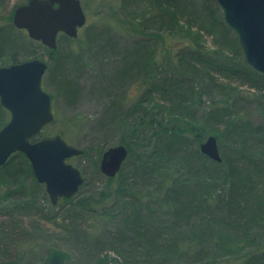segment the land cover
I'll return each mask as SVG.
<instances>
[{
    "label": "trees",
    "instance_id": "1",
    "mask_svg": "<svg viewBox=\"0 0 264 264\" xmlns=\"http://www.w3.org/2000/svg\"><path fill=\"white\" fill-rule=\"evenodd\" d=\"M180 3L119 0L120 24L134 23L136 34L142 36L132 48L125 44L121 31L108 26L87 27L85 47L92 53L89 63L98 74L91 84L82 83L89 64L76 66L74 57L68 56V61L61 58L48 69L67 106L88 95L101 109L86 137L88 145L78 147L83 151L79 157L94 158L86 166L92 180L87 183L86 173H82L84 183L78 193L60 200L67 206L76 202L75 209L80 213L76 223L64 228L61 245H51L72 254L73 260L67 264H104L103 258L109 253L115 254L120 264H221L229 257L240 260L238 264H264V152L259 150L264 147V122L257 127L251 118L242 116L244 98L239 86L221 78L240 77L256 90L264 111V74L247 64L237 35L223 22L217 0L201 8L205 23L212 21L211 27L219 24L221 29H217L224 30V44L217 46L213 58L203 56L199 52L205 48L200 46L202 40L191 37L194 28L203 34V22L197 23L196 16L186 14L182 25L186 9ZM68 40V36L60 34L58 48ZM171 40L180 45L173 61L162 55ZM45 48L12 23L0 27V67L35 59ZM228 48L239 63L223 59ZM156 59L166 60V70L160 78L159 68L153 66ZM133 91L138 93L135 101ZM207 91L225 98L221 118L217 119L229 131H236L232 146L235 151L242 149L237 156V152L220 148L221 163L213 162L200 150L201 143L209 133L216 134L218 126L210 129L194 116L191 118L197 102L195 95H206ZM158 93L167 101L165 104L158 103ZM9 120V112L0 102V130ZM184 120L188 121L186 129L178 124ZM73 122L59 121L54 114L53 122L33 141L61 136L69 142ZM48 127L50 133H46ZM255 138L263 141L260 147ZM115 140L128 149L129 156L120 172L124 174L111 179L102 174L99 162ZM0 177L19 185V190L9 196L0 195V219L4 218L0 220V253L5 255V246L34 238L27 235L15 239L17 232L24 229V217H31L36 210L35 203L27 202V195L15 194L28 189L23 185L27 177L33 189L44 185L37 182L22 153L12 155L0 167ZM105 181L109 185L100 186ZM118 182L121 184L113 187ZM111 202L114 210L110 211ZM96 218L109 224L96 231Z\"/></svg>",
    "mask_w": 264,
    "mask_h": 264
},
{
    "label": "water",
    "instance_id": "2",
    "mask_svg": "<svg viewBox=\"0 0 264 264\" xmlns=\"http://www.w3.org/2000/svg\"><path fill=\"white\" fill-rule=\"evenodd\" d=\"M227 28L237 35L247 64L264 74V0H217ZM13 25L41 42L52 51L58 48V37L79 36L87 26L81 0H29L15 10ZM49 68L47 62L32 59L0 67V102L10 113L9 122L0 130V167L9 158L22 153L29 160L38 183L54 206L60 199L74 197L84 183L82 172L68 163L83 151L61 136L33 139L54 120L52 97L43 87ZM201 152L214 162L223 161L216 137L210 136L200 145ZM129 156L124 145L108 148L102 155L100 171L115 178ZM68 251L51 248L44 264H67Z\"/></svg>",
    "mask_w": 264,
    "mask_h": 264
},
{
    "label": "rangeland",
    "instance_id": "3",
    "mask_svg": "<svg viewBox=\"0 0 264 264\" xmlns=\"http://www.w3.org/2000/svg\"><path fill=\"white\" fill-rule=\"evenodd\" d=\"M28 1L29 0H0V27L5 26L9 23L13 24L15 10L20 6L26 5ZM177 1L181 2L180 6H182V8L184 7L186 9V12L185 13L183 12V14H185V18H183L182 20V25L185 24L187 15L196 16V18L199 19L197 23H201V21L203 22V24H201L204 30L203 34L197 31L196 28H194L193 31L191 32L192 35L191 37H196L202 40L200 46L205 47L203 49L204 51H199V50L198 51L201 52L203 56H208L209 58H213L215 56L213 52L216 51L217 46L224 44L223 41L225 38L223 34L224 30L217 29L220 28L219 24H216L215 27L214 26L211 27V25L213 24L212 21H209V23L204 22L206 16L202 15L201 8L205 4H207L210 0H177ZM81 2L84 12L87 16V26L80 31L78 40L74 42L72 41L73 39L70 38V40L68 41H63L61 43V48L59 47L56 52H53L52 50L46 47L45 49L41 50L40 53H38L35 59H40L42 61L47 62L49 65V70L61 58L64 61H68L69 57H74L73 61L76 63V66L77 64L82 66L89 64L90 68H87L84 71L85 77H84V81L82 82L83 84L87 85V83L91 84L94 81L93 78L97 77L98 75L92 69L93 64L89 63L90 60L89 58H91L92 53L88 47H85L84 30L87 27L95 26L97 28L99 27L101 28L103 26H108L110 29H112L115 32L116 30L119 33L121 31L123 32L122 36L124 37L125 44L128 45V47L130 48H132L135 43L140 41L142 39V36L136 34L135 31L136 26L134 25V23L132 22L130 23L128 21L126 22L125 26L120 24L121 20L119 18V13H118L119 0H81ZM221 13L223 14L222 9H221ZM171 39L173 40V38ZM228 39H230V37H228L226 41ZM172 40L171 42L169 41L167 43V46L164 47V53H162L163 56H166L165 59L168 58L170 61H173L171 59L174 56L175 52H177L178 47L180 46L178 44L174 45ZM82 48L84 49L82 50ZM64 55H66L67 57H64ZM80 56H82L84 60H81L82 58H80ZM234 58L236 57H234V54L231 52V48H228L227 50L224 51V56H223L224 60L228 61L230 59L229 62H235V63L240 62L238 60H233ZM32 59L33 58H31V60ZM165 61L166 60L156 59V63H154L153 65L159 68L160 71V74L158 76L159 78L163 77L162 73L163 71L166 70L163 69L166 68ZM77 68H80V66ZM49 70L44 76L43 87L45 91L52 97L54 114L59 121L60 120L75 121L69 126L70 132L72 134V138H70L68 143H70V145L75 146L77 148L81 146L84 148L88 145V138L86 137L90 129L93 127V121L100 115L101 109L95 101L90 99L88 95H85L84 99L79 101L77 104L67 106L62 96H60V94L57 92L58 90L55 84L52 83L51 72H49ZM224 76L225 75L221 77L222 81L224 80V82L230 83L235 87L239 86L240 88L239 90L242 92V96L244 98V101L242 102V106L244 107L242 116L244 118L245 117L251 118V120L255 122L257 127H260L261 124L263 125L264 111L261 110V105L258 104L256 98L257 96L256 90L251 89L248 84L244 83L243 80H240V77H233L231 75L226 78ZM207 92L209 93H206V95L204 93H197L195 95V99H197V102L195 104V108L191 110L192 112L191 118H193L194 116L196 120L202 121L203 124L210 129H212V126L215 127L218 126V129L216 130L217 133L216 134L209 133L208 136L209 137L215 136L217 138L221 150H228L230 152L232 150L233 152H237V156H238L242 149H236L235 151L231 142V140L232 139L234 140L237 136L236 131H229L227 125L217 119V117L219 119L221 118L219 113L220 110L224 109L225 107L224 106L225 98H223L221 94L211 93L210 91ZM136 93L137 91L135 93L134 91L131 93L133 101H135L138 97V93L137 94ZM155 98H157L158 103L160 104H165L167 102L162 98L161 93H158V97ZM187 122H185L184 120L183 122H180L178 124H180V126H183L184 129H186L187 127L186 125H188L186 124ZM51 127H48V129H46V133L47 132L50 133ZM232 128H235V126H233ZM208 136L204 139V141L207 140ZM256 140L258 139L257 138L254 139L256 145H258L260 142H263ZM79 144H81V146ZM111 145H112L111 147L118 146L117 140L113 141ZM256 150L257 149H255V151ZM259 150L260 152H264V147H261ZM93 159L94 158H90V156L86 157V159L81 157H74L69 159L68 163L79 169L82 173L84 174L86 173L85 178L87 179V183H88L92 179L90 177L91 176L90 173L86 171V166L88 165L89 162H92ZM99 169H100V162H99ZM121 174L124 173L123 172L120 173L119 176ZM31 184L32 182H30L28 177L24 178L23 185L25 186V188L27 187L28 189H25V191L22 190L23 193L18 192L15 194L16 196L19 194L27 195L28 196L27 202H32L35 203L36 205V210L34 209V211H32V216L24 217V223H25L23 225L24 229H21L17 232L15 239L21 240L22 237H25L27 235L33 236L34 238L33 239L30 238V241L23 240L24 242L23 244L20 241V244L16 245L15 243H13L10 246H5L3 250L1 249L2 252L4 253L7 252V253L5 255L0 253V257H1L0 264L3 261L10 263L13 260L17 261L16 264H25L26 259L29 262L28 264H44L48 255V251L50 250V248H52L51 245L52 244H58L59 246L61 245V243L65 239L64 228L67 226H72V224L76 223V217L77 215L80 214L75 209L76 202H71L68 206L60 202L59 205L54 206L46 192L45 186L42 188L37 187V189H33ZM117 184H121V183L120 182L115 183L113 187H117ZM107 185L109 184L106 183L105 181L100 186L106 187ZM18 186L19 185H16L12 182H7L5 178L0 177L1 197H3L4 195L9 196V194L13 190H19ZM8 202L10 204V200ZM8 202H5L6 206L9 205ZM109 202L110 200L108 201V203ZM113 204L114 203H112L110 207L108 206V208H110V211L114 210ZM22 219L23 217L22 218L20 217V220ZM0 220H4V218ZM95 223L96 225L94 226L93 229L96 231L103 229V227L109 224L107 221L101 220L99 218L94 219L93 225ZM91 224H92V219H91ZM110 225H112V223H110ZM53 248L65 250L63 247H53ZM103 259L106 262L104 264H120V262L118 261V257L113 253H109V255L105 256V258ZM72 260L73 259H71V261ZM224 260L226 261L221 262V264H238L240 262V260L236 261L234 257L233 258L229 257ZM79 263L80 262H78V264ZM75 264H77V261Z\"/></svg>",
    "mask_w": 264,
    "mask_h": 264
}]
</instances>
